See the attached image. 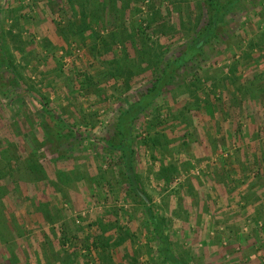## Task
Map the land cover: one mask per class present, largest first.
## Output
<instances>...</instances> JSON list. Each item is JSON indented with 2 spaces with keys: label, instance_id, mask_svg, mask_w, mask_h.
Instances as JSON below:
<instances>
[{
  "label": "rangeland",
  "instance_id": "obj_1",
  "mask_svg": "<svg viewBox=\"0 0 264 264\" xmlns=\"http://www.w3.org/2000/svg\"><path fill=\"white\" fill-rule=\"evenodd\" d=\"M209 14L0 0V264H169L115 123ZM214 33L134 118L131 165L183 264H264V0H238Z\"/></svg>",
  "mask_w": 264,
  "mask_h": 264
},
{
  "label": "trees",
  "instance_id": "obj_2",
  "mask_svg": "<svg viewBox=\"0 0 264 264\" xmlns=\"http://www.w3.org/2000/svg\"><path fill=\"white\" fill-rule=\"evenodd\" d=\"M238 0H225L216 2L215 0H205L210 10L209 19L204 27L195 34V38L173 59L165 61L159 68L157 74L150 80L149 85L144 89L139 97L129 108L121 111L116 118L115 129L120 136V142L116 146V150L120 152L122 158L123 170L126 174L127 185L130 191L139 198L144 206V212L150 225V231L157 242L158 256L163 258L169 264H183L179 259L175 258L169 249V244L163 232L162 219L156 216L151 208L147 206L139 196L141 192L135 174L132 169V150L130 148L131 140L129 138V129L134 118L142 111L148 108L154 98L159 95L162 89L171 84V79L176 70L185 66L194 57L199 54L201 46L210 42L215 37V30L218 25L223 22V17L229 12L230 7Z\"/></svg>",
  "mask_w": 264,
  "mask_h": 264
}]
</instances>
